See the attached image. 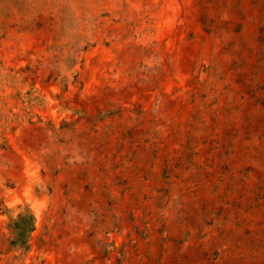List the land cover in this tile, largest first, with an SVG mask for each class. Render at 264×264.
<instances>
[{"label":"rangeland","instance_id":"rangeland-1","mask_svg":"<svg viewBox=\"0 0 264 264\" xmlns=\"http://www.w3.org/2000/svg\"><path fill=\"white\" fill-rule=\"evenodd\" d=\"M0 264H264V0H0Z\"/></svg>","mask_w":264,"mask_h":264}]
</instances>
